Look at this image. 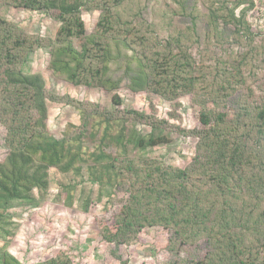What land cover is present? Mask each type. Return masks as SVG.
I'll return each mask as SVG.
<instances>
[{"label": "trees", "instance_id": "obj_1", "mask_svg": "<svg viewBox=\"0 0 264 264\" xmlns=\"http://www.w3.org/2000/svg\"><path fill=\"white\" fill-rule=\"evenodd\" d=\"M176 1L180 29L167 36L141 11L127 14V0H0V7L44 13L59 24L47 41L0 17V124L6 148L0 161V238L13 235L5 222L15 204L38 206L44 199L50 169L77 175L85 168L90 183L125 195L119 213L103 225L106 242L130 245L143 231L160 228L181 246L203 241L202 264H264V84L253 80L254 69L245 78L242 60L224 73L231 81L227 85L210 83L198 73L192 52V39L200 43L202 35L224 36L231 46L250 40L247 13L254 1ZM93 11L99 18L86 35L82 13ZM49 48V70L75 86L113 90L126 81L132 92L167 100L200 95L199 125L184 131L197 140L189 163L180 168L151 158L154 148L170 145L171 139L162 121L153 123L150 115L134 110L128 114L149 131L139 133L112 114L104 118L99 147L92 152L84 150L80 135L51 134L44 78L28 70L30 56ZM112 68L120 73L117 80L109 74ZM237 84L245 90L235 92ZM112 102L119 107L120 97L115 94ZM89 205L85 202L83 210ZM0 264L25 263L0 249ZM35 264L72 262L58 254Z\"/></svg>", "mask_w": 264, "mask_h": 264}, {"label": "rangeland", "instance_id": "obj_2", "mask_svg": "<svg viewBox=\"0 0 264 264\" xmlns=\"http://www.w3.org/2000/svg\"><path fill=\"white\" fill-rule=\"evenodd\" d=\"M253 1L255 6L247 13L252 28L250 40L243 38L231 46L224 36L207 39L202 35L200 43L192 39V52L200 69L198 73L208 82L227 85L231 81L224 73L237 67L236 61L242 60L241 71L245 78L247 72L254 69L253 80L264 84V0ZM124 9L127 14L141 11L148 23L160 27L167 36L180 29L176 0H127ZM99 14L98 11L82 13L86 35L92 34ZM0 17L25 33L41 36L47 41L54 39L59 26L44 13L8 5L0 7ZM49 62L50 48L39 50L30 56L28 70L44 78L47 129L51 134L70 139L80 135L84 150L92 152L99 147L106 125L104 118H111L112 114L113 120L125 121L139 133L148 132V125L136 122L128 114L134 110L150 115L153 123L162 121L164 133L171 139L170 145L154 148L149 153L151 158L164 159L180 168L189 163L197 140L184 131L188 133L199 125L197 103L203 100L200 95L167 100L147 91L132 92L126 81L113 90L100 85L75 86L52 73ZM109 74L113 80L120 76L114 68ZM237 85L240 87L235 92L245 90L241 84ZM115 94L120 97L119 107L112 102ZM4 136L5 129L0 124V161L6 154ZM104 147L113 152L110 147ZM49 175V188L38 206L22 202L8 211L5 227L13 235L6 240L0 238V249L11 253L20 262L35 264L63 254L72 264H202L206 252L203 241L181 246L170 242L169 234L160 228L143 231L130 245L116 246L106 242L102 237L103 225L111 223L119 213L125 195L115 188H100L90 183L85 168L77 175L50 169ZM87 201L90 205L84 211Z\"/></svg>", "mask_w": 264, "mask_h": 264}]
</instances>
